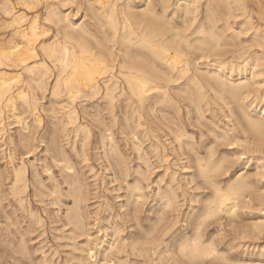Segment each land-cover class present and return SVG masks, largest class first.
I'll list each match as a JSON object with an SVG mask.
<instances>
[{
	"label": "rangeland",
	"instance_id": "obj_1",
	"mask_svg": "<svg viewBox=\"0 0 264 264\" xmlns=\"http://www.w3.org/2000/svg\"><path fill=\"white\" fill-rule=\"evenodd\" d=\"M0 2V22L8 23L11 19L3 10L6 6L28 15L26 25L38 15L42 29L50 26L44 21V17L46 8L54 4L60 7L64 15H69L73 24L77 23L75 26L93 23L90 14L85 18L87 3L84 0H74L65 6H60L58 0ZM127 2H130L137 15H143L147 8L145 0ZM208 2L209 0H172L169 8L163 11L160 0H154L156 10L164 16L168 27L173 29L172 33L176 31L188 38V44H183L180 65L188 62L191 73L202 77L197 86L186 83L185 78L162 82L169 98L163 96L164 90L153 91L149 100L143 103L126 97L113 104L101 97L88 98L81 95L74 102L69 101L65 95L55 97L52 90L57 70L41 53L40 46L46 39L38 42V62H46L51 72L47 93H40L38 111L33 113L28 103L20 99L3 103L5 107L0 103L4 128L0 131V264H264V102H261L264 97V73L261 72L264 70V0H226L222 5L224 10L221 9L223 17L216 24V32L222 33L224 38L220 42L209 39ZM202 26L205 28L203 33ZM4 28H0V35L4 32L11 34V29ZM218 42L220 47L217 48ZM256 42H260L261 47ZM118 49L119 46L115 45L114 51L119 55ZM254 57L259 60L260 65L263 64L257 69L255 80L251 77V67H242L247 62L252 63ZM220 67L224 68L222 76L224 79L226 77L228 83L237 85L240 78L248 83V87L241 91V96L244 97L240 98L242 100L231 95L229 86L224 88L212 79L213 73ZM239 69L244 72L239 74ZM162 70L166 71V68L163 67ZM27 79L22 74L20 81L14 84V90L19 92L18 89H24ZM221 88L224 89L223 92L220 91ZM246 95H249L248 98ZM251 104L253 107H249ZM244 109L257 123L259 131L250 127L248 119L244 117ZM74 111L76 115H71ZM197 120L198 123H195ZM244 121H248L247 125ZM194 125L196 128H193ZM224 129L226 133L223 132ZM212 132H215L214 135ZM81 143H84V149ZM23 147H27V150ZM133 148L139 149V153ZM197 161L200 162L196 164ZM198 164L213 167L216 173L212 175V183L198 174ZM19 169L26 173L22 183L16 182V172ZM50 173L53 174L52 178ZM12 186L16 192L12 190ZM238 186H244V189L238 199L230 202L237 204L236 208L230 213H210L209 207L216 198V189L229 193ZM15 193L19 195L15 196ZM95 216H98V220ZM172 225L175 227L172 228ZM195 241L201 243L206 256L190 254ZM124 245L129 248L124 249ZM120 247L122 248L119 250ZM113 248L119 250H116L118 255ZM102 249H106L107 253L102 252Z\"/></svg>",
	"mask_w": 264,
	"mask_h": 264
},
{
	"label": "bare ground",
	"instance_id": "obj_2",
	"mask_svg": "<svg viewBox=\"0 0 264 264\" xmlns=\"http://www.w3.org/2000/svg\"><path fill=\"white\" fill-rule=\"evenodd\" d=\"M7 1V0H6ZM26 1V0H25ZM38 1V0H37ZM51 1V0H50ZM60 6H65L66 3L74 2V0H58ZM87 3L86 15L89 16L93 23H88L80 26H75L71 22L69 15H64L60 11V7L54 4H50L46 8V13L44 21L50 26L45 28H40L39 16H34L31 21L26 25L27 16L23 12H15L14 8L6 7L3 9L4 12L11 17L8 23L0 22V28L11 29V34L3 33L0 35V103H10L17 99L28 103V107L33 113L38 111V102L40 100V93L43 95L48 87V80L51 77V72L49 66L46 62H38L40 55L37 51V44L40 40H44V43L40 46L41 53L44 59H49L53 64L54 69L57 70V75L55 79V84L53 86L52 95L55 97L67 96L69 101H76L81 95L88 98L101 97L104 100L114 103L120 98H127L129 100L134 99L137 102L143 103L149 100L150 93L155 90H164L163 96L169 98L167 90L164 88L166 86L162 85V82H170L172 80L179 81L185 78L186 83L200 85L201 78L197 73H191L190 64H181V56L183 55V44H188V38L181 35L179 32L171 30L168 27V23L164 20V16L160 15L156 10V5L154 0H145L147 8L145 12L140 15L134 13L133 8L130 6V2L127 0H84ZM180 1V0H179ZM36 2V1H35ZM123 2L121 5L120 3ZM124 2H127L124 4ZM163 11L169 8L172 0H160ZM226 0H209L207 4V14L210 23L209 39L222 41L224 40L222 33L218 34L216 32V24L219 18L223 17L222 10ZM1 3V2H0ZM17 3V2H16ZM40 3V2H39ZM58 3V4H59ZM9 4V3H8ZM74 4V3H73ZM173 4V3H172ZM1 6V5H0ZM9 6V5H8ZM13 6V5H12ZM174 6V5H173ZM2 7V6H1ZM22 7V6H21ZM24 7V6H23ZM146 7V6H145ZM192 7V5H191ZM205 7V6H204ZM136 8V7H135ZM225 8V7H224ZM158 9V8H157ZM191 9V8H190ZM222 9V10H221ZM17 10V9H16ZM36 10V9H35ZM193 10V9H191ZM228 11L227 9H225ZM184 12V11H183ZM194 12V11H193ZM221 12V13H220ZM229 12V11H228ZM231 13V12H230ZM34 14V13H33ZM36 14V13H35ZM39 14V13H38ZM69 14V13H67ZM84 14V13H83ZM232 15V14H231ZM232 17V16H231ZM235 17V16H234ZM74 18V17H73ZM227 18V17H226ZM231 19V18H230ZM81 20V19H79ZM207 25V24H205ZM42 26V25H41ZM109 27V28H108ZM4 28V29H5ZM202 32L205 28L202 26ZM175 30V29H174ZM240 31V30H239ZM238 31V32H239ZM241 32V31H240ZM241 35V34H240ZM8 39V41H6ZM52 42L50 43L49 41ZM138 40V42H135ZM48 41V42H46ZM257 41V40H255ZM262 44L264 48V35L262 37ZM205 42V40H204ZM207 42V40H206ZM218 42V47L220 43ZM48 43V44H47ZM192 43V42H191ZM258 43V42H256ZM234 44V43H233ZM260 44V42L258 43ZM115 45L119 46V55L114 51ZM202 45V44H201ZM229 45V44H227ZM226 45V46H227ZM134 47V49H132ZM202 47V46H201ZM225 47V46H224ZM261 47V44H260ZM206 48V47H205ZM117 49V48H116ZM193 54V53H192ZM200 55V54H199ZM203 55V54H202ZM234 57V56H233ZM240 58V57H239ZM203 59V58H201ZM255 59V57H254ZM260 59V58H259ZM261 60V59H260ZM253 61V62H252ZM246 62V61H245ZM252 63H245L242 67H251L252 70L251 77L257 74V69L263 64H259V60H251ZM213 63V62H212ZM216 63V62H215ZM209 65V64H208ZM166 71H163V67ZM202 66V65H201ZM207 66V65H206ZM117 67V68H116ZM199 68V67H198ZM223 67H220L216 72L213 73L212 79L220 86L224 88H230V93L235 99L244 98L241 95V91L248 87V83L242 78L237 85L228 83L223 78L222 74L224 72ZM226 69V68H225ZM116 72H113V71ZM238 70V69H237ZM239 74H242L244 70L239 69ZM22 73H19L21 72ZM249 71V72H250ZM110 72V73H109ZM246 72V71H245ZM264 73V70L261 71ZM108 74V77L105 75ZM22 74H25L28 79L25 81L24 89H18L19 92L14 90V84L19 82ZM246 75V74H245ZM259 77L258 75H256ZM55 77V76H54ZM245 78V77H244ZM257 79V78H256ZM54 80V79H53ZM247 80V79H246ZM253 80V81H254ZM252 81V80H251ZM24 82V81H23ZM179 83V82H178ZM52 84V83H51ZM253 84V83H252ZM177 86V85H176ZM184 86V85H183ZM216 86V85H215ZM250 87V86H249ZM253 87V86H252ZM18 88V87H17ZM254 88V87H253ZM221 88L220 91L223 92ZM252 89V88H251ZM250 89V90H251ZM210 90V89H209ZM248 91V89H246ZM253 90V89H252ZM251 90V91H252ZM50 91V90H49ZM128 91V92H127ZM211 91V90H210ZM217 92V91H216ZM225 92V91H224ZM47 93V92H46ZM214 93V92H213ZM247 93V92H246ZM245 93V94H246ZM251 93V92H250ZM217 94V93H216ZM192 95V94H191ZM215 95V94H214ZM227 95V93H226ZM217 96H220L219 94ZM243 96H245L243 94ZM247 98L249 95H246ZM217 98L216 96H214ZM220 98V97H218ZM232 98V97H231ZM246 98V97H245ZM83 99V98H82ZM81 99V100H82ZM158 100V98L156 97ZM100 100V99H99ZM190 100V99H189ZM232 100V99H231ZM242 100V99H240ZM246 100V99H243ZM43 101V100H42ZM22 102V103H24ZM66 102V100H65ZM221 102V101H220ZM251 102V101H249ZM260 102V101H259ZM262 103L264 102V97L262 98ZM60 103V102H59ZM56 103V104H59ZM244 103V102H243ZM87 104V103H86ZM192 104H194L192 102ZM60 105V104H59ZM128 105V104H127ZM146 105V104H145ZM245 105V104H244ZM4 106V104H3ZM134 106V104H133ZM185 107V105H183ZM246 106V105H245ZM5 107V106H4ZM11 107V106H10ZM90 107V106H88ZM106 107V106H105ZM200 107V106H199ZM222 107V106H221ZM253 107V104L249 105ZM255 107V106H254ZM127 108V107H126ZM219 108V107H218ZM263 114H264V107ZM201 109V108H200ZM221 109V108H220ZM243 109V108H242ZM250 109V108H249ZM156 110V109H155ZM154 110V111H155ZM158 110V109H157ZM240 110V109H238ZM245 110V109H244ZM150 111V110H149ZM228 111V110H227ZM259 111V110H256ZM16 112V111H15ZM156 112V111H155ZM161 112V111H160ZM159 112V113H160ZM253 112V110H252ZM24 113V112H23ZM151 113V111H150ZM166 113V112H165ZM254 113V112H253ZM25 114V113H24ZM76 115V112H72L71 115ZM116 114V113H115ZM135 114H137L135 112ZM162 114V113H161ZM188 114V113H187ZM186 114V115H187ZM244 117L248 119L250 127L254 130L259 131L257 123L250 117V114L245 110L243 112ZM242 114V115H243ZM168 115V114H166ZM256 115V114H255ZM20 115H17V117ZM87 116V115H86ZM90 116V115H89ZM125 116V115H124ZM151 116V115H150ZM161 116V115H160ZM170 116V115H169ZM203 116V115H202ZM262 116V115H261ZM2 110H0V131H3V120H2ZM16 117V116H15ZM21 117V116H20ZM19 117V119H20ZM42 117V116H40ZM154 117V116H153ZM165 117V116H164ZM187 117V116H185ZM232 117V116H231ZM90 119V117H88ZM96 118V117H95ZM125 118V117H124ZM123 118V119H124ZM134 118V116H133ZM151 118V117H150ZM18 119V118H17ZM39 119V118H38ZM165 119V118H164ZM163 119V120H164ZM167 119V118H166ZM188 119V118H187ZM196 119V118H195ZM25 120V119H24ZM37 120V119H36ZM75 120V119H74ZM92 120V119H91ZM96 120V119H95ZM125 120V119H124ZM127 120V119H126ZM174 120V119H173ZM235 120V119H234ZM196 121V120H195ZM137 122V121H136ZM135 122V123H136ZM171 122V120H170ZM175 122V121H173ZM172 122V123H173ZM236 122V120H235ZM247 125V122L244 121ZM262 122V120H261ZM18 123V122H17ZM95 123V121H94ZM97 123V122H96ZM167 123V121H166ZM169 123V122H168ZM198 123V120L197 122ZM214 123V122H213ZM20 124V122H19ZM101 124V121L100 123ZM98 124V125H99ZM138 124V123H137ZM21 125V124H20ZM84 125V124H83ZM175 125V124H174ZM26 126V125H25ZM100 126V125H99ZM102 126V125H101ZM105 126V124H103ZM128 126V124H126ZM195 126V125H194ZM193 128H196V126ZM129 127V126H128ZM168 127V126H167ZM192 127V125H191ZM231 127V126H230ZM82 128V127H81ZM133 128V127H132ZM185 128V127H184ZM205 128V127H203ZM218 128V127H217ZM240 128V127H239ZM248 128V127H247ZM23 129V128H22ZM159 129V128H158ZM166 129V128H165ZM180 129V128H178ZM26 130V129H25ZM83 130V128H82ZM106 130V129H105ZM128 130V129H127ZM131 130V129H130ZM166 130H169L168 128ZM107 131V130H106ZM162 131V130H161ZM170 131V130H169ZM208 131V130H207ZM210 131V130H209ZM242 131H244L242 129ZM255 131V132H256ZM33 132V131H31ZM78 132V131H77ZM133 132V131H132ZM181 132V130H180ZM183 132V131H182ZM181 132V133H182ZM211 132V131H210ZM225 132V129L224 131ZM86 133V132H85ZM107 133V132H106ZM173 133V132H172ZM179 134V130L177 132ZM180 133V140H181ZM213 133V132H212ZM215 133V132H214ZM213 133V135H214ZM226 133V132H225ZM260 133V132H259ZM101 134V132H100ZM164 134V133H163ZM174 134V133H173ZM5 135V134H4ZM31 135V134H30ZM133 135V134H132ZM172 135V134H171ZM260 135V134H259ZM102 136V134H101ZM134 136V135H133ZM176 136V135H174ZM229 136V135H228ZM227 136V137H228ZM261 136V135H260ZM11 137V136H10ZM153 137V136H151ZM168 137V136H167ZM216 137V136H213ZM31 138V137H30ZM154 138V137H153ZM175 138V137H174ZM183 138V137H182ZM217 138V137H216ZM220 138V137H218ZM217 138V139H218ZM222 138V137H221ZM238 138V137H237ZM86 139V138H85ZM85 139H83L85 141ZM104 139V138H103ZM131 139V138H130ZM215 139V140H217ZM249 141V138H246ZM262 139V138H261ZM20 140V139H19ZM223 140V139H222ZM241 140V139H240ZM252 140V138L250 139ZM30 141V139H29ZM35 141V140H34ZM74 141V140H73ZM101 141V140H100ZM125 141V140H124ZM199 141V140H198ZM256 142L255 140H253ZM262 141V140H261ZM17 142V141H16ZM41 142V141H40ZM102 142V141H101ZM114 142V141H113ZM131 142V141H130ZM176 142V141H175ZM178 142V140H177ZM180 142V141H179ZM232 142V141H230ZM235 142V141H234ZM239 141H237L238 143ZM169 143V141H168ZM187 143V142H186ZM236 143V144H237ZM5 144V143H4ZM7 144V143H6ZM12 144V143H11ZM82 144V143H81ZM103 144V143H101ZM116 144V143H115ZM214 144V143H213ZM226 144V143H225ZM229 144V141H228ZM232 144V143H231ZM234 144V143H233ZM254 143H252L253 145ZM256 144V143H255ZM73 145V144H72ZM84 149V143L82 144ZM178 145V144H177ZM257 145V144H256ZM142 146V145H141ZM211 146V145H210ZM239 146V145H238ZM250 146V145H249ZM258 146V145H257ZM3 147V146H2ZM1 147V148H2ZM40 147V146H39ZM252 147V146H250ZM256 147V146H254ZM261 147V146H260ZM25 148V147H23ZM27 148V147H26ZM25 148V149H26ZM35 148V147H34ZM143 148V147H141ZM179 148V146H178ZM186 148V145H185ZM207 148V147H206ZM205 148V150H206ZM8 149V148H7ZM22 149V148H21ZM39 149V148H38ZM103 150V147L101 148ZM136 149V148H135ZM133 148V150H135ZM150 149H152L150 147ZM188 149V147L186 148ZM207 149H210L207 148ZM247 149V148H246ZM251 149V148H250ZM249 149V150H250ZM258 148H255V150ZM27 150V149H26ZM45 150V149H44ZM139 150V149H137ZM135 150V151H137ZM144 150V149H142ZM141 150V151H142ZM195 150V149H194ZM259 150V149H258ZM23 151V150H22ZM34 151V150H33ZM116 151V150H115ZM145 151V150H144ZM156 151V150H155ZM181 152V150L179 149ZM208 152L210 150H207ZM246 151V150H245ZM3 152V151H2ZM7 152V151H6ZM29 152V151H28ZM138 152V151H137ZM206 152V151H205ZM217 152V150H216ZM260 152V150H259ZM258 152V153H259ZM139 153V152H138ZM198 153V152H197ZM211 153V152H210ZM209 153V154H210ZM237 153V152H236ZM246 153V152H245ZM263 155V150L261 152ZM8 154V153H7ZM31 154V153H30ZM33 154V153H32ZM48 155V154H47ZM83 155V154H82ZM85 155V153H84ZM98 155V153H97ZM139 155V154H137ZM211 155V154H210ZM240 155V154H238ZM5 156V155H4ZM21 156V155H20ZM26 156V155H24ZM104 156V155H103ZM242 156V155H241ZM8 157V156H7ZM28 157V156H27ZM139 157V156H138ZM137 157V158H138ZM147 157V154H146ZM149 157V156H148ZM184 157V156H182ZM31 158V157H30ZM106 158V157H105ZM144 158V156H143ZM242 158V157H241ZM11 159V158H10ZM53 159V158H52ZM224 159V158H222ZM20 160V159H19ZM22 160V158H21ZM144 161V159H142ZM146 160V159H145ZM151 160V159H150ZM159 160V159H158ZM187 160V159H186ZM107 161V160H106ZM142 161V162H143ZM168 161V160H167ZM196 161V160H195ZM220 161V160H219ZM23 162V161H22ZM115 162V161H114ZM141 162V163H142ZM184 162V161H182ZM200 162L197 161L196 164ZM231 162V161H228ZM11 163V161H10ZM21 163V162H20ZM28 163V162H27ZM107 163V162H106ZM148 164V162L146 161ZM150 163V161H149ZM153 163V162H151ZM220 163V162H219ZM222 163V161H221ZM18 164V163H17ZM31 164V163H30ZM44 164V163H43ZM183 164V163H181ZM180 164V165H181ZM187 164V162H186ZM33 165V164H32ZM55 165V164H53ZM74 165V164H73ZM110 165V164H109ZM108 165V166H109ZM201 177H205L212 183V175L215 172L211 165L198 164ZM226 165V164H225ZM11 166V165H10ZM34 166V165H33ZM229 166V165H228ZM126 167V166H125ZM132 167V166H131ZM148 167V166H147ZM198 167V166H197ZM227 166H225L226 168ZM14 168V167H13ZM26 168V167H25ZM51 168V167H49ZM56 168V167H55ZM63 168V167H61ZM68 168V167H67ZM111 167H108V169ZM150 168V167H149ZM148 168V169H149ZM229 168V167H228ZM12 169V168H11ZM47 169V168H46ZM64 169V168H63ZM106 170V168H104ZM107 169V170H108ZM153 169V165H152ZM161 169V168H160ZM182 169V168H181ZM185 169V168H184ZM186 169H189V167ZM221 169V168H220ZM44 170V169H43ZM48 170V169H47ZM67 170V169H65ZM156 170V169H154ZM183 170V169H182ZM190 170V169H189ZM52 171V170H51ZM70 171V170H67ZM94 171V170H93ZM152 171V170H151ZM150 171V172H151ZM224 171V170H223ZM227 171V169H226ZM33 172V171H32ZM128 172V171H127ZM167 172V171H166ZM34 173V172H33ZM38 173V172H37ZM61 173V172H59ZM58 173V174H59ZM92 173V172H91ZM25 172L22 169L16 172V182H24ZM49 175L48 173H46ZM105 174V173H104ZM226 173H224L225 175ZM228 174V172H227ZM28 175V173H27ZM51 175V173H50ZM53 175V174H52ZM51 175V178H52ZM101 175V174H100ZM177 175V174H176ZM10 176V175H9ZM110 176V175H109ZM186 176V175H185ZM245 176V175H244ZM1 177V176H0ZM36 177V176H35ZM40 177V175H39ZM150 177V175H149ZM199 177V176H197ZM15 178V177H14ZM94 178V177H93ZM142 178V176H141ZM158 178V177H157ZM39 179V178H38ZM44 179V178H43ZM56 179V178H55ZM78 179V178H77ZM97 179V178H96ZM110 179V178H109ZM152 179V178H151ZM34 180V179H33ZM37 180V179H36ZM114 180V178H113ZM149 180V179H148ZM52 181V180H51ZM54 181V180H53ZM101 181V180H100ZM116 181V180H115ZM134 181V180H132ZM146 181V180H145ZM158 181V180H157ZM160 181V180H159ZM175 181V179H174ZM186 181V180H185ZM12 182V181H11ZM31 182V181H30ZM36 182V181H35ZM57 182V181H56ZM66 182V181H65ZM63 182V184L65 183ZM77 182V181H76ZM41 183V182H39ZM55 183V181H54ZM53 183V184H54ZM94 183V182H93ZM113 183V182H111ZM116 183V182H115ZM193 183V182H192ZM205 183V182H204ZM241 183V181H240ZM38 184V183H37ZM59 184V183H57ZM103 184V183H102ZM114 184V183H113ZM151 184V182H150ZM191 184V181H190ZM68 185V184H67ZM132 185V184H131ZM167 185V183H166ZM197 185V184H196ZM210 185V184H209ZM96 186V185H95ZM102 186V185H101ZM130 186V185H129ZM142 186V184H141ZM148 186V185H147ZM165 186V184H164ZM187 186V185H186ZM189 186V185H188ZM15 190V187L12 186ZM56 187V186H55ZM53 187V188H55ZM150 187V186H149ZM216 187V186H215ZM244 186H238L237 189H231L229 193H223L225 190L216 189V198L212 202V206L209 207L210 213L213 212H225L230 213L237 204H231L233 199H238ZM26 188V185H24ZM46 188V187H45ZM136 188V187H135ZM158 188V187H157ZM44 189V188H43ZM47 189V188H46ZM57 189V188H56ZM205 189V188H204ZM27 190V189H26ZM51 190V189H50ZM107 192V189H105ZM113 190V189H112ZM47 191V190H46ZM56 191V190H55ZM98 191V190H97ZM144 191V190H143ZM16 192V190H15ZM53 192V191H52ZM51 192V193H52ZM159 192V191H158ZM17 193H19L17 191ZM15 193V196H18ZM22 193V191L20 192ZM97 193V192H96ZM140 193V192H138ZM50 194V193H49ZM59 194H61L59 192ZM81 194V192H80ZM79 194V196H80ZM158 194V193H157ZM53 195V194H52ZM50 195V196H52ZM128 195V194H127ZM163 195V194H162ZM39 196V195H38ZM49 196V197H50ZM56 196V194H55ZM154 196V195H153ZM252 196V194L250 195ZM44 197V195H43ZM48 197V198H49ZM57 197V196H56ZM61 197H63L61 195ZM88 197V196H87ZM20 198V196H19ZM18 198V199H19ZM79 198V197H78ZM143 198H145L143 196ZM162 198V197H161ZM56 199V198H55ZM72 199V198H71ZM98 199V197L96 198ZM246 199V198H245ZM79 200V199H78ZM94 200V199H93ZM99 200V199H98ZM146 200V199H145ZM144 200V201H145ZM162 200V199H161ZM168 200V199H167ZM170 200V199H169ZM201 200V199H200ZM21 201V200H20ZM23 201V200H22ZM80 201V200H79ZM77 201V202H79ZM104 201V199H103ZM173 201V200H171ZM246 201V200H245ZM108 202V201H107ZM159 202V201H158ZM40 203V202H39ZM125 203V202H124ZM51 204V203H50ZM80 204V203H78ZM171 204V203H170ZM247 204V202H246ZM21 205V204H20ZM157 205V204H156ZM169 205V204H168ZM244 205V203H243ZM56 206V205H55ZM64 207H66L63 204ZM69 206V205H68ZM104 206V205H103ZM29 207V206H28ZM79 207V206H78ZM109 207V205H107ZM165 207V204H164ZM246 207V206H245ZM14 208V207H13ZM25 208V207H24ZM157 208V207H156ZM197 208V207H196ZM1 209V208H0ZM22 209V208H21ZM98 210V209H97ZM125 210V209H124ZM29 211V210H28ZM32 211V210H31ZM36 211V210H35ZM56 211V210H54ZM69 211V210H68ZM81 211V210H79ZM163 211V210H162ZM236 211V210H235ZM59 212V211H58ZM4 213V212H3ZM28 213V212H27ZM160 213V212H159ZM236 213V212H235ZM65 214V213H64ZM5 215V213H4ZM28 215V214H27ZM66 215V214H65ZM94 215V214H93ZM127 215V214H126ZM130 215V214H129ZM227 215V214H226ZM7 216V215H6ZM40 216V215H39ZM119 217V215H117ZM236 216V215H235ZM8 217V216H7ZM57 217V216H56ZM98 220V216H95ZM231 217V216H230ZM233 217V215H232ZM75 218V217H74ZM89 218V217H88ZM138 218V217H137ZM222 218V217H221ZM4 219V218H3ZM7 219V218H6ZM9 219V218H8ZM10 220V219H9ZM65 220H68L65 218ZM89 220V219H88ZM96 220V221H97ZM107 220V219H106ZM199 220V219H198ZM204 220V219H203ZM221 220V219H220ZM7 221V220H6ZM59 221V220H58ZM105 221V220H104ZM219 221V219H218ZM35 222V221H34ZM38 222V221H37ZM70 222V221H68ZM72 222V221H71ZM201 222V221H200ZM1 223V222H0ZM10 223V222H9ZM12 223V222H11ZM41 223V222H40ZM60 223V222H59ZM89 223V221H88ZM97 224V222H95ZM107 223V221H106ZM211 223V222H210ZM209 223V224H210ZM4 224V222H3ZM73 224V223H71ZM113 224V223H112ZM156 224V222H155ZM9 225V224H8ZM3 226V225H2ZM1 226V227H2ZM10 226V225H9ZM38 226V225H37ZM36 226V227H37ZM68 226V224H67ZM74 226V224H73ZM110 226V224H109ZM171 226V225H170ZM174 225H172L173 228ZM199 226V225H198ZM197 226V227H198ZM32 227V225H31ZM35 227V226H34ZM71 227V226H70ZM77 227V226H76ZM91 227V226H90ZM96 227V225H95ZM112 227V226H111ZM114 227V226H113ZM143 227V226H142ZM175 227V226H174ZM30 228V227H29ZM84 228V227H83ZM89 228V226H88ZM105 228V227H104ZM200 228V226L198 227ZM62 229V228H61ZM66 229V228H65ZM78 229V228H77ZM107 228H105L106 230ZM111 229V228H110ZM121 229V228H120ZM130 229V228H129ZM9 230V229H8ZM44 230V229H43ZM73 230V229H72ZM71 230V231H72ZM90 230V229H89ZM109 230V229H108ZM199 230V229H197ZM3 231V230H2ZM25 231V230H24ZM69 231V230H68ZM70 231V232H71ZM74 231V230H73ZM81 231V230H79ZM78 231V232H79ZM84 231V230H83ZM101 231V230H100ZM99 231V232H100ZM113 231V230H111ZM117 231V230H116ZM154 231V230H153ZM172 231V229H171ZM205 231V230H204ZM43 232V231H42ZM60 232V231H59ZM77 232V231H76ZM85 232V231H84ZM107 232V231H106ZM119 232V231H118ZM160 232V231H159ZM197 232V231H196ZM26 233V232H25ZM34 233V232H33ZM37 233V232H36ZM80 233V232H79ZM115 233V232H114ZM198 233V232H197ZM196 233V234H197ZM202 233V232H201ZM30 234V233H29ZM28 234V235H29ZM32 234V233H31ZM70 234V233H69ZM99 234V233H98ZM106 234V233H105ZM108 234V233H107ZM145 234V233H144ZM160 234V233H159ZM19 235V234H18ZM117 235V234H116ZM143 235V234H142ZM79 236V235H78ZM84 236V235H80ZM92 236V235H91ZM115 236V234L113 235ZM202 236V235H201ZM87 237V236H86ZM104 237V236H103ZM154 237V236H153ZM157 237V235H156ZM205 237V236H204ZM73 238V237H72ZM85 238V236H84ZM90 237H88L89 239ZM191 238V237H190ZM197 238V237H196ZM74 239V238H73ZM81 239V238H80ZM92 239V238H91ZM90 239V240H91ZM143 239V238H142ZM195 239V238H193ZM75 240V239H74ZM105 240V239H104ZM107 240V239H106ZM99 242L98 240H96ZM100 240V244H101ZM115 241V240H113ZM124 241V239H123ZM130 241V240H129ZM136 241V240H135ZM134 241V242H135ZM139 241V240H138ZM191 241V240H190ZM23 242V239H22ZM74 242V241H73ZM118 242V241H117ZM155 242V241H154ZM29 243V242H28ZM91 243V242H90ZM89 243V244H90ZM105 243V241L103 242ZM107 243V241H106ZM111 243V242H110ZM114 243V242H113ZM119 243V242H118ZM117 243V244H118ZM125 243V242H124ZM133 243V242H132ZM11 244V243H10ZM26 244V243H25ZM95 244H97L95 242ZM116 244V245H117ZM129 244V243H128ZM134 244V243H133ZM154 244V243H152ZM18 245V244H17ZM29 245V244H28ZM99 245V244H98ZM102 245V244H101ZM107 245V244H106ZM109 245V244H108ZM137 245V243H136ZM144 245V244H143ZM169 245V244H168ZM24 246V245H23ZM26 246V245H25ZM86 246V244H85ZM91 246V245H90ZM89 246V247H90ZM97 246V245H95ZM113 246V245H112ZM119 244L117 245V247ZM130 246V245H129ZM210 246V245H209ZM213 246V245H212ZM4 247V245H3ZM22 246H20L21 248ZM87 247V246H86ZM98 247V246H97ZM96 247V248H97ZM125 246L124 245V249ZM5 248V247H4ZM10 248V247H9ZM28 248V247H27ZM93 248V247H92ZM99 248V247H98ZM103 248V247H102ZM112 248V247H111ZM122 247L119 248V250ZM129 248V247H128ZM152 247H150L151 249ZM16 249V248H14ZM43 249V248H42ZM101 249V248H100ZM114 249V248H113ZM149 249V251H150ZM167 249V248H166ZM165 249V250H166ZM171 249V248H170ZM182 249V248H181ZM26 250V249H25ZM89 250V249H87ZM108 250V249H107ZM115 250V249H114ZM113 250V251H114ZM117 250V249H116ZM115 250V251H116ZM117 250V251H119ZM123 250V249H122ZM135 250V249H134ZM133 250V251H134ZM177 250V249H176ZM179 250V249H178ZM81 252V250H79ZM106 249H102V252ZM112 251V250H111ZM110 251V252H111ZM117 255L119 252H117ZM131 251V250H130ZM144 251V250H143ZM57 252V251H56ZM109 252V253H110ZM123 252V251H122ZM132 252V251H131ZM135 252V251H134ZM154 252V251H153ZM171 252V251H170ZM176 252V251H175ZM214 252V251H213ZM212 252V253H213ZM82 253V252H81ZM84 253V251H83ZM91 253V252H90ZM95 253V252H94ZM107 253V252H106ZM108 253V254H109ZM113 253V252H112ZM115 253V254H116ZM138 253V252H137ZM152 253V252H151ZM157 253V252H156ZM165 253V252H164ZM168 253V252H167ZM173 253V252H172ZM211 253V252H210ZM16 254V253H15ZM14 254V255H15ZM18 254V253H17ZM25 254V253H24ZM114 254V255H115ZM121 254V253H120ZM166 254V253H165ZM177 254V253H176ZM180 254V253H179ZM190 254L206 256L207 253L202 250V245L200 242H193L190 248ZM216 254V253H215ZM214 254V255H215ZM93 255V254H92ZM102 255V254H101ZM131 255V254H130ZM134 255V254H133ZM132 255V256H133ZM143 255V254H142ZM171 255V254H170ZM170 255H168L170 257ZM210 255V254H209ZM26 256V255H25ZM53 256V255H52ZM90 256V255H89ZM103 256V255H102ZM107 256V255H106ZM111 256V255H110ZM120 256V255H119ZM156 256V255H155ZM184 256V255H183ZM7 257V256H6ZM30 257V256H29ZM91 257V256H90ZM114 257V256H113ZM144 257V256H143ZM219 257V256H218ZM93 258V257H92ZM156 258V257H155ZM172 258V257H171ZM187 258V257H186ZM208 258V257H206ZM20 259V258H19ZM99 259V258H98ZM112 259V258H111ZM117 259V258H116ZM160 259V258H159ZM177 259V258H176ZM188 259V258H187ZM216 259V258H215ZM120 260V259H119ZM125 260V258H124ZM128 260V259H127ZM146 260V259H145ZM150 260V259H149ZM170 260V259H169ZM190 260V259H188ZM52 261V260H51ZM50 261V262H51ZM107 261V260H106ZM117 261V260H116ZM161 261V260H160ZM164 261V260H163ZM185 261V260H184ZM217 261V260H216ZM56 262V261H55ZM94 262V261H93ZM105 262V261H103ZM120 262V261H119ZM137 262V261H136ZM134 262V263H136ZM193 261H190L192 263ZM203 262V261H202ZM49 262H44L47 264ZM52 263V262H51ZM57 263V262H56ZM55 263V264H56ZM108 263V262H106ZM154 263V262H153ZM169 263V262H168ZM176 263V262H175ZM187 263V261H186ZM189 263V262H188ZM61 264V263H60ZM109 264V263H108ZM117 264V263H116ZM126 264V263H125ZM182 264V263H181Z\"/></svg>",
	"mask_w": 264,
	"mask_h": 264
}]
</instances>
